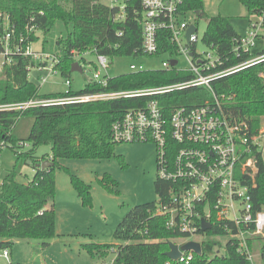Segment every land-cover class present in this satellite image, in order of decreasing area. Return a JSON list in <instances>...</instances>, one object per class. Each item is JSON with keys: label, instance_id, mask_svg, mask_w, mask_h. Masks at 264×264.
Segmentation results:
<instances>
[{"label": "trees", "instance_id": "trees-1", "mask_svg": "<svg viewBox=\"0 0 264 264\" xmlns=\"http://www.w3.org/2000/svg\"><path fill=\"white\" fill-rule=\"evenodd\" d=\"M123 16L118 6H108L102 0H0V108L30 101L51 100L98 93H117L164 87L188 81L191 76L176 69H147L139 73H125L110 77L107 86L89 81L82 90L58 95H41L37 84L30 80V72L36 67L31 56L23 55L26 48L38 40L36 32L47 35L56 24L62 35L57 40L59 63L55 68L71 82L74 63L81 66L75 54L105 55L116 58H144L142 52L143 15L142 0H121ZM249 17L264 11V0H239ZM120 2V0H119ZM182 12L205 16L203 0H182ZM203 43L212 49L224 64L218 70H226L246 61L249 56L233 55L234 39L239 36L228 18L207 17ZM9 51L6 54V36ZM22 40V41H21ZM18 48H20L19 51ZM174 51L169 35L159 43L158 57ZM264 54V50L261 52ZM81 60H84L83 57ZM40 77V76H39ZM72 85V82H71ZM215 93L222 100L225 113L239 121L248 122L254 131L264 127V61L237 73L222 77L212 83ZM230 98V99H229ZM158 99L162 108L171 112L178 107L193 108L211 100L202 88H189L162 96H143L94 103H64L42 105L26 110L0 109V143L11 147L19 142L29 146L32 152L40 147H52L54 166L41 170L39 162H32L17 154L18 164L34 167V178L25 186L16 180L15 172L9 173L0 187V250L11 249L16 241L47 240L55 235V168L62 159H109L121 144L112 139V125L127 110L144 108L148 102ZM22 117H30L32 126L26 139L17 138L14 128ZM42 163V162H40ZM260 172L257 188L253 190L255 205L264 209V165L259 161ZM77 190L84 199L90 196L89 186L73 176ZM102 183L110 189L115 183L104 178ZM157 201L135 206L124 216L115 231L114 246L90 245L87 251L94 261L107 258L112 251L111 264H252L239 254L237 245L227 242L217 254L219 241L201 244L202 254L189 262L172 261L166 253L169 242L187 238L179 231L167 227L166 219L157 215L160 197L166 195L170 185L155 181ZM208 236H223V229L213 228ZM46 244V243H43ZM252 248L253 243H249ZM264 258V245L262 247Z\"/></svg>", "mask_w": 264, "mask_h": 264}, {"label": "built area", "instance_id": "built-area-1", "mask_svg": "<svg viewBox=\"0 0 264 264\" xmlns=\"http://www.w3.org/2000/svg\"><path fill=\"white\" fill-rule=\"evenodd\" d=\"M116 5L124 11L119 0H110V6ZM181 5L182 0H142L144 58L141 59L159 58V43L164 35H169L174 51L161 56L166 59H163L160 69L187 73L191 76L188 81L153 89L30 101L0 109L26 110L49 104L155 97L189 88L206 90L211 100L193 108L178 107L168 113L158 99H153L144 108L127 110L121 119L113 123L112 139L116 144L151 142L156 146L157 178L170 185L164 198H159L157 215L166 219L169 229L187 236L176 240L175 244L182 246L196 242L201 245L208 240L227 239L237 245L239 254L252 261L249 243L264 236V209H258L253 197V190L258 185L260 159L264 165V127L256 132L248 122L231 119L222 104V100L227 99L215 93L212 83L264 61V54L254 52L257 41L264 35V11L251 15L253 20L246 35L234 39L233 55L237 58L248 55L249 58L232 68L218 70L224 64L223 59L210 48L205 53L197 50L198 29L195 23L187 20V16L193 19L198 16L195 12H182ZM191 26L196 31L188 41L187 31ZM9 39L10 34H7L6 54ZM94 54L96 63L91 81L105 87L111 77V60L105 55ZM23 55L36 61L34 69L38 73L45 72L48 76L59 74L55 68L59 56L34 52L31 44ZM83 56L75 54L76 59ZM181 60L187 62V67H180ZM147 69L154 70L146 68L143 63L131 64L130 73ZM66 85L71 86L70 80L66 81ZM5 146L0 143V152ZM203 222L210 225L208 231L202 230ZM213 228L223 229L225 235L208 236ZM193 237L199 239L191 241ZM195 254L193 251L183 252L178 261L189 262ZM10 256L9 249L0 250V262L8 264Z\"/></svg>", "mask_w": 264, "mask_h": 264}, {"label": "rangeland", "instance_id": "rangeland-1", "mask_svg": "<svg viewBox=\"0 0 264 264\" xmlns=\"http://www.w3.org/2000/svg\"><path fill=\"white\" fill-rule=\"evenodd\" d=\"M203 1L205 16L196 19L187 16V20L197 26V50L200 53L209 52V48L203 43L207 17L221 15L228 18L237 34L246 35L253 19L249 17L247 9L239 0ZM102 3L110 6V0H102ZM121 6H124V3L120 0ZM120 15L123 16L122 9ZM36 35L38 40L31 44L34 52L52 54L58 52L57 40L62 35L59 24H56L47 35L38 31ZM263 50L264 35L257 41L254 52L261 53ZM83 59L84 61L76 59L81 60L83 71L71 73L73 91L82 90L94 76L95 55L88 54L83 56ZM163 59L166 57L145 58L139 61L133 58H116L110 61L109 74L114 77L130 73L131 64L140 63L146 68L160 69ZM180 67H187V62L181 60ZM40 74L42 77H39ZM48 75L45 72L38 73L35 69L30 72V80L39 86L41 95H58L69 91V86L66 85L67 77L60 74ZM32 123V118L22 117L14 128L15 136L26 139ZM10 145V148L5 146L0 152V184L13 171L19 183L28 186L33 181L34 167L29 164H18L17 154L12 149L18 150L20 155L31 159L32 162H52L50 158L53 151L50 145L40 147L34 152L30 144L27 146L19 142L16 146ZM157 175V148L151 142L121 144L117 147L115 155L109 159L59 160L55 168V235L47 240L16 241L9 249L11 260L8 264H111L115 258L113 250L104 260L94 261L87 247L93 244L107 246L118 244L114 236L115 231L130 209L157 201L154 185ZM73 176L89 186L88 198L84 199L77 190L72 180ZM106 177L114 181L113 189L102 183ZM198 239L193 237L191 241ZM219 242L221 246L216 247L217 251L223 249L228 240L223 239ZM263 245L264 236L253 241L252 264H264Z\"/></svg>", "mask_w": 264, "mask_h": 264}, {"label": "water", "instance_id": "water-1", "mask_svg": "<svg viewBox=\"0 0 264 264\" xmlns=\"http://www.w3.org/2000/svg\"><path fill=\"white\" fill-rule=\"evenodd\" d=\"M199 14L198 12L196 13ZM196 31V28L194 26H191L187 31V39L189 41L190 35ZM174 65V63H172ZM82 68L79 66L78 63H74L71 68V72H82ZM54 166V163L50 162H42L37 164V167L41 170L50 169ZM210 229V225H208L206 222L202 223V230L208 231ZM169 251L166 253V256L172 260V261H178L182 255L183 252L193 251L197 255L202 254V248L199 243L196 242H189L182 246H178L177 244L173 242H169Z\"/></svg>", "mask_w": 264, "mask_h": 264}, {"label": "crops", "instance_id": "crops-1", "mask_svg": "<svg viewBox=\"0 0 264 264\" xmlns=\"http://www.w3.org/2000/svg\"><path fill=\"white\" fill-rule=\"evenodd\" d=\"M239 36H241V35H239Z\"/></svg>", "mask_w": 264, "mask_h": 264}]
</instances>
